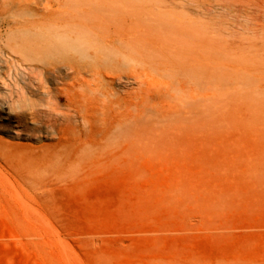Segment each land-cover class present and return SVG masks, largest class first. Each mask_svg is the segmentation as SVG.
I'll list each match as a JSON object with an SVG mask.
<instances>
[{"label":"rangeland","instance_id":"rangeland-1","mask_svg":"<svg viewBox=\"0 0 264 264\" xmlns=\"http://www.w3.org/2000/svg\"><path fill=\"white\" fill-rule=\"evenodd\" d=\"M63 19L105 44L85 76L109 126L81 163L0 156V264H264V0H0V140L23 153L56 138L19 115L75 114L48 71L70 57L7 33Z\"/></svg>","mask_w":264,"mask_h":264},{"label":"bare ground","instance_id":"bare-ground-1","mask_svg":"<svg viewBox=\"0 0 264 264\" xmlns=\"http://www.w3.org/2000/svg\"><path fill=\"white\" fill-rule=\"evenodd\" d=\"M89 34L88 28H82V26L76 27L66 19H63L59 23L51 21L39 24L20 23L13 27L10 26L7 39L11 40L10 47L13 51H21L27 56H31L32 53L38 51H48L61 53L70 57L64 64V71L60 67H53L48 71L56 80H69L65 83L66 86L58 90L57 93L64 99L65 105L75 110L74 115L62 113L59 118L58 116L52 117V114L50 115L49 112L41 114L42 111L36 108H33L28 115L25 113L19 115L17 122L22 124L26 135L32 137L37 132H45L55 135L56 140L44 146L41 150L38 149L37 145L28 144L26 146L28 149L24 153L21 151L22 148L19 143L0 140V156H3L10 166L16 168L23 163L33 162L40 157L42 160L53 159L54 162L60 165H65L69 160L81 163L86 153L85 145L96 141L93 131L105 133L108 129L109 125H103L102 129H97L93 125V121L95 120L94 112L98 109V105L94 104L95 98L86 93V87H89L90 80L86 78L85 74L90 72L93 78H96L95 74L101 73L100 71L92 70V68L86 69L87 66L92 64H100L98 58L89 53V48L99 47L100 49H106L104 43H97L90 38ZM110 49L112 54L127 56L115 46L110 47ZM44 93L46 95L49 94L48 91ZM24 94L26 98H30L26 95L27 92H24ZM26 118H28V121H26ZM85 124H89V128L86 130L84 128ZM126 130L128 132L129 127ZM246 185L254 193H261L255 180H247ZM220 188L216 189V191L223 190L225 193L228 192V187L225 188L222 185ZM213 198L214 200H218L216 195Z\"/></svg>","mask_w":264,"mask_h":264}]
</instances>
